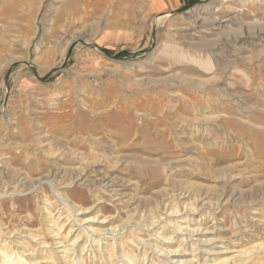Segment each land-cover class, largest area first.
<instances>
[{"label":"rangeland","instance_id":"rangeland-1","mask_svg":"<svg viewBox=\"0 0 264 264\" xmlns=\"http://www.w3.org/2000/svg\"><path fill=\"white\" fill-rule=\"evenodd\" d=\"M148 3L0 0L2 240L48 251L73 225L89 254L128 218L156 222L138 236L157 245L202 214L190 228L216 223L225 244L264 240V0Z\"/></svg>","mask_w":264,"mask_h":264},{"label":"bare ground","instance_id":"bare-ground-1","mask_svg":"<svg viewBox=\"0 0 264 264\" xmlns=\"http://www.w3.org/2000/svg\"><path fill=\"white\" fill-rule=\"evenodd\" d=\"M66 50L67 49L65 48V50L62 52V57L65 55ZM202 66L204 68H208V64L206 62L204 63L202 62ZM77 197L79 199H84L85 196H83L82 191H79ZM13 202H16V201H13ZM71 203L72 205H75L74 202H71ZM48 208L44 210L48 212L47 215H50L51 211L49 212ZM8 209L9 208L7 207V204H5L4 202L0 203V210L6 211ZM74 209H75L74 210L75 212L84 210L79 207L77 208L74 207ZM197 211L195 210V212ZM179 212L180 211L178 210V212L176 213L179 214ZM205 216L206 214L205 215L202 214L200 215V218L199 217L198 218L201 220ZM1 217L2 216L0 214V238L2 236V227H1L2 218ZM70 217L71 216L66 218L67 219L66 221H68ZM95 218L96 217L90 218V220L88 218V220L87 219L86 220L87 222H93L92 220H94ZM108 218L109 217H101L100 219L102 223L97 222L95 226H92L91 229L94 232H103L104 230L103 229L104 226H102L103 221L105 222V220H108ZM156 218L158 219V216ZM49 219L51 220L50 221L51 223H57L59 220V216L57 219L53 218L52 216ZM199 219L195 220L194 218V219H189V221L188 220L185 221L186 228H181V226L176 225V222H173V221L166 222L162 228H166L167 226L172 225L170 227L171 229H168L169 228L168 227L167 228L168 230L165 231L164 236H161V238H158L159 242L157 243V245H155V244L150 243L147 240H143L142 238H140L138 236V233L139 231H146L149 233L150 232L154 233L152 240H156L157 239L156 236L159 235L158 233L159 229H152L148 231V228L151 226H154L156 222H153V221L151 223H147L146 221H145L146 223L132 222L130 218H128V220L123 225L119 227L113 226L114 228L110 229L111 234L115 232L120 233L119 234L120 236L118 238H115L111 242H108L104 245H99L100 242L98 240V242L94 245V247L91 248V250L89 251V254L87 252L84 253V250L86 248L85 246L88 240H85L84 243L82 244L77 243V241L82 237L81 231H78V233L75 235H72V236L70 235L74 228L73 225L69 227L66 233L64 232V235L62 234L59 235L60 231L64 228V224L57 225L56 235L61 236L60 240L58 242L52 243L51 246L49 247L50 250L48 248V251L45 250L46 246L48 245V243L45 241L46 237L44 238L45 240L40 239L39 243L35 245H31L28 241L25 242L23 241L24 239L21 240V238L19 239L20 240L19 242L15 240L16 244L14 245V241L7 243L6 240H2L3 238L2 237L0 240V264H38L37 261H32V260H29L26 263L25 261L27 260H25V257H22V255H20L21 254L20 251L22 249L23 250L27 249L26 246L28 247L27 252L32 251L28 253L30 256H32L35 253L37 255L40 254L39 255L40 257L38 258L39 260H41V263L39 264H119L120 260L123 261V264H129L132 261L134 262L132 264H264V240L263 239L261 238L257 239L253 237V235H249L252 238L251 239L252 241H250V238H249L248 241H250V243L248 244L245 243L246 245H248L247 248H245L246 245L244 244L243 245L240 244L238 246L236 245L237 243L235 244V242L241 241V237L240 238L237 237V239H233V238L229 240L227 239L226 241H229L230 244L229 243L225 244L224 243L225 237L222 235L223 231H221L220 228L217 227L216 223H214L210 227H204L203 229H201L200 227L202 224L200 226L194 225L195 227L190 228L189 222L191 223V221H193L195 222V224H198V222L200 221ZM216 220L217 219H213L209 221H216ZM128 225H129V228H128ZM146 227H147V230H145ZM116 228L118 229L116 230ZM212 231H215L213 236H211ZM36 232L37 231H35V233ZM183 232H184V235H180ZM52 233L53 232H51V234ZM31 234H33V232H31ZM31 234H29L30 235L29 237H31L32 241L36 237H39L41 235L43 236V234L41 233L38 234L37 236H32ZM178 234L180 235V237L176 239V236ZM6 235H9V233H7ZM150 236H152V234ZM194 236L195 237L199 236V238L192 240ZM23 238H26V237H23ZM61 239L67 240V241L64 242ZM175 239H176V242L173 243ZM191 241H193V243ZM256 241L258 242L256 243ZM59 244H62V247L56 246ZM172 244H175L176 248L173 249L170 246ZM220 244L222 246H218ZM75 245H76L75 248H71V247H74ZM187 245H188V248H185ZM29 246L32 247V250L30 249ZM52 246L63 248L62 256L58 257L57 255L58 252L55 251V248L53 249ZM133 246L135 247V249H133ZM35 247H40V249L38 248L36 250ZM253 249H255V251ZM197 251L198 253H196ZM84 256L86 257L84 258ZM184 256L185 257L188 256L190 257V259L183 260Z\"/></svg>","mask_w":264,"mask_h":264},{"label":"crops","instance_id":"crops-1","mask_svg":"<svg viewBox=\"0 0 264 264\" xmlns=\"http://www.w3.org/2000/svg\"><path fill=\"white\" fill-rule=\"evenodd\" d=\"M181 0H149L148 10L152 14H160L164 11L179 7Z\"/></svg>","mask_w":264,"mask_h":264}]
</instances>
